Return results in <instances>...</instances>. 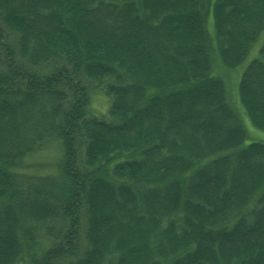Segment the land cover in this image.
Wrapping results in <instances>:
<instances>
[{
  "label": "trees",
  "instance_id": "trees-1",
  "mask_svg": "<svg viewBox=\"0 0 264 264\" xmlns=\"http://www.w3.org/2000/svg\"><path fill=\"white\" fill-rule=\"evenodd\" d=\"M235 86L264 131V0H0V264H264Z\"/></svg>",
  "mask_w": 264,
  "mask_h": 264
},
{
  "label": "rangeland",
  "instance_id": "rangeland-1",
  "mask_svg": "<svg viewBox=\"0 0 264 264\" xmlns=\"http://www.w3.org/2000/svg\"><path fill=\"white\" fill-rule=\"evenodd\" d=\"M212 21V19H211ZM210 22V21H209ZM209 26H211V23H209ZM251 57H253V55H251ZM236 72H240L241 75V70H237ZM236 80V77H235ZM236 84V82H235ZM234 96H235V100L231 99L232 103V107L236 110L237 115L239 116L240 120L242 121V123L244 124L247 133H248V137L245 140V145H248L252 142H257V141H261L264 142V131L258 130L256 128H254L250 122V120L248 119V117L246 115L243 114L242 109L240 108V103H238L239 101V96L237 93V88L235 86L234 88ZM230 94V93H229ZM108 97L106 98L105 96L101 97L100 99L94 101V108L96 110V112L98 114H108L109 112V108H110V102L107 100ZM234 100V101H233ZM47 163V161L45 160V158H41L39 160H37V162L35 163L36 166L38 167H43V165H45Z\"/></svg>",
  "mask_w": 264,
  "mask_h": 264
}]
</instances>
